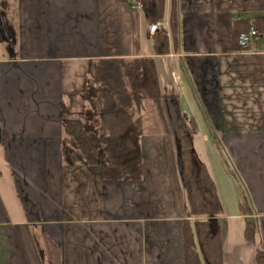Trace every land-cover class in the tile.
Here are the masks:
<instances>
[{"label": "crops", "instance_id": "crops-1", "mask_svg": "<svg viewBox=\"0 0 264 264\" xmlns=\"http://www.w3.org/2000/svg\"><path fill=\"white\" fill-rule=\"evenodd\" d=\"M143 1L163 2L167 44L133 0H0V264H186L184 118L196 125L194 149L222 204L223 264H257L264 0ZM251 27L259 35L243 49L238 34ZM113 59H152L163 96L155 106L164 134L142 138L138 181L105 179L102 152L93 166L63 158L64 120L90 117L108 135L86 94L96 67ZM252 219L257 239L247 241Z\"/></svg>", "mask_w": 264, "mask_h": 264}, {"label": "trees", "instance_id": "trees-1", "mask_svg": "<svg viewBox=\"0 0 264 264\" xmlns=\"http://www.w3.org/2000/svg\"><path fill=\"white\" fill-rule=\"evenodd\" d=\"M127 2L129 0H121ZM153 23L164 17L163 2L142 3ZM240 31V34L249 31ZM162 31V30H161ZM155 34L167 44L165 34ZM159 54H167L160 46ZM152 59L105 60L96 67V81L87 90L91 112L104 120L108 135L100 138L92 129L93 119L64 120L63 158L67 165L93 166L103 154L102 171L107 180L138 181L143 177L141 140L163 135L155 101L163 97L157 85ZM196 125L183 120L180 168L186 192L187 211L183 224L186 264H223V208L207 165L194 149ZM248 213L247 204H241ZM258 222L249 220L244 238L256 241ZM257 264H264V249L257 245Z\"/></svg>", "mask_w": 264, "mask_h": 264}, {"label": "built area", "instance_id": "built-area-1", "mask_svg": "<svg viewBox=\"0 0 264 264\" xmlns=\"http://www.w3.org/2000/svg\"><path fill=\"white\" fill-rule=\"evenodd\" d=\"M133 7L136 9L142 8L141 0H133ZM163 27L164 24L161 22L152 24L149 28L150 34L155 35L157 32L161 31ZM258 35V30L254 27H251L249 31L240 34L238 37L239 46L243 49L249 48Z\"/></svg>", "mask_w": 264, "mask_h": 264}, {"label": "rangeland", "instance_id": "rangeland-1", "mask_svg": "<svg viewBox=\"0 0 264 264\" xmlns=\"http://www.w3.org/2000/svg\"><path fill=\"white\" fill-rule=\"evenodd\" d=\"M225 167H226V169L229 168L228 167V163H225ZM0 169L4 171V168L2 166H0ZM4 179L5 180H2L0 182L6 183L7 182V177H5ZM236 193L238 194V197L240 198V201L245 204L246 203V197L245 196H247L246 192L244 190L240 189V187H238V189H236Z\"/></svg>", "mask_w": 264, "mask_h": 264}]
</instances>
